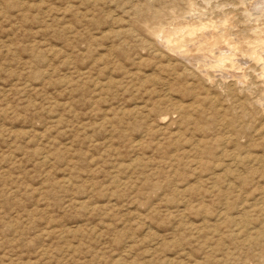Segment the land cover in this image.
<instances>
[{
	"label": "rangeland",
	"instance_id": "obj_1",
	"mask_svg": "<svg viewBox=\"0 0 264 264\" xmlns=\"http://www.w3.org/2000/svg\"><path fill=\"white\" fill-rule=\"evenodd\" d=\"M263 37L264 0H0V264H264Z\"/></svg>",
	"mask_w": 264,
	"mask_h": 264
},
{
	"label": "bare ground",
	"instance_id": "obj_2",
	"mask_svg": "<svg viewBox=\"0 0 264 264\" xmlns=\"http://www.w3.org/2000/svg\"><path fill=\"white\" fill-rule=\"evenodd\" d=\"M257 4H259V3H257ZM156 14V13H155ZM262 22V21H261ZM227 25V24H226ZM189 30V29H188ZM171 32V31H170ZM183 34V33H182ZM187 34V33H186ZM189 35V34H188ZM165 36V35H164ZM174 36V35H173ZM178 38V37H177ZM183 38H180V40H182ZM185 40V39H184ZM178 42V41H177ZM183 42V41H182ZM210 42V41H209ZM159 43V42H158ZM172 43V42H171ZM193 43V42H192ZM200 44H201V42H199ZM205 43V42H204ZM207 43H208V41H207ZM211 43V42H210ZM260 43H262V45L263 46H261L262 48H263V50H264V37L261 39V42ZM172 44H175V43H172ZM171 44V45H172ZM179 44V43H178ZM214 44V43H213ZM162 45H164V44H162ZM180 45V44H179ZM182 45V44H181ZM180 45V46H181ZM206 45V44H205ZM205 45H202V46H196V45H189V46H187L186 47V45H185V49H180L179 47H177V48H179L180 49V51H176L177 52V56L179 55L180 57H182L185 61L186 60H188V61H195V62H197L198 60H204V61H206L208 58H211L212 57V54H213V52L215 51L212 47H210V46H205ZM214 47V46H213ZM176 48V47H175ZM182 48V47H181ZM261 48V49H262ZM260 49V50H261ZM212 50H214V51H212ZM223 50V49H222ZM226 50V49H225ZM230 50H232V49H230ZM262 50V51H263ZM235 51V50H234ZM259 51V50H258ZM256 51L257 53L256 54H253L252 56H251V60L252 61H254L258 66L260 65L259 64V62L261 61V59H262V56L264 55V52H261V51ZM225 52V51H224ZM231 52V51H230ZM228 53V52H227ZM227 53H220V55H219V61L216 63L217 64V66H219L220 65V63L222 62V60L224 59V57L226 56V54ZM229 54V53H228ZM175 55V54H174ZM178 56V57H179ZM264 57V56H263ZM181 59V58H180ZM200 60V61H201ZM202 60V61H203ZM250 60V59H249ZM228 61V60H227ZM257 61V62H256ZM263 61V60H262ZM210 62V61H209ZM226 62V61H225ZM224 62V63H225ZM230 63V62H229ZM204 65V64H203ZM222 65V64H221ZM204 67V66H203ZM211 67V66H210ZM208 68V67H207ZM219 68V67H218ZM234 69V68H233ZM209 70V69H208ZM225 71V70H224ZM223 72V71H222ZM208 73H209V71H208ZM234 73V72H233ZM204 74V73H203ZM224 74V73H223ZM235 76H237V75H235ZM237 78V77H236Z\"/></svg>",
	"mask_w": 264,
	"mask_h": 264
}]
</instances>
